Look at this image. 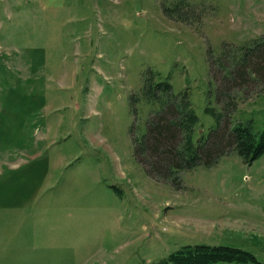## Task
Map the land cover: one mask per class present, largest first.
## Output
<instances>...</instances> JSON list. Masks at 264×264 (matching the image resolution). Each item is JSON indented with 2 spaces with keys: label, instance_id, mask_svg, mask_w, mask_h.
Listing matches in <instances>:
<instances>
[{
  "label": "rangeland",
  "instance_id": "obj_1",
  "mask_svg": "<svg viewBox=\"0 0 264 264\" xmlns=\"http://www.w3.org/2000/svg\"><path fill=\"white\" fill-rule=\"evenodd\" d=\"M190 3L201 19L184 24L160 0H0V264H149L186 244L264 264V154L183 171L179 188L135 155L150 73L187 88L205 138L211 61L264 34V0ZM258 89L238 91L230 125L263 129Z\"/></svg>",
  "mask_w": 264,
  "mask_h": 264
},
{
  "label": "trees",
  "instance_id": "obj_2",
  "mask_svg": "<svg viewBox=\"0 0 264 264\" xmlns=\"http://www.w3.org/2000/svg\"><path fill=\"white\" fill-rule=\"evenodd\" d=\"M162 13L169 19L190 24L201 19L190 0H173ZM210 76L215 83L220 110L205 107L215 120V128L195 137L198 116L190 107L187 88L174 94L169 75L150 73L143 81L142 94L158 108L149 113L145 133H133L135 155L145 171L157 180L181 186L180 173L198 166L211 167L221 157L237 154L251 164L264 154V127L253 131L250 121L230 125L229 114L236 108L238 91L245 97L252 87L264 86V34L241 46L224 45V52L211 61ZM261 84V85H260ZM261 86V87H260ZM134 99V94L131 96ZM261 264L253 253L233 246L186 244L149 264Z\"/></svg>",
  "mask_w": 264,
  "mask_h": 264
}]
</instances>
